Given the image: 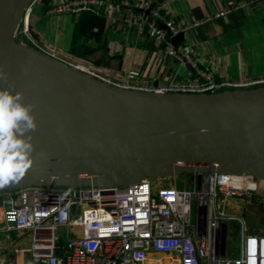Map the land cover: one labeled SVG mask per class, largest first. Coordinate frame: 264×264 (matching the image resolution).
Returning <instances> with one entry per match:
<instances>
[{
    "label": "built area",
    "instance_id": "obj_1",
    "mask_svg": "<svg viewBox=\"0 0 264 264\" xmlns=\"http://www.w3.org/2000/svg\"><path fill=\"white\" fill-rule=\"evenodd\" d=\"M39 1L31 0L24 10V34L28 32L25 23L30 8ZM163 7L148 1L124 0L115 4L112 0H69L48 13L102 11L108 20L116 14L138 37L146 36L157 43L163 58L175 60L187 72L180 83L139 81L136 71L113 76L26 37L31 45L28 48L124 90L156 95H216L264 88V76L237 81L216 79L200 66L188 40L190 30L200 23L177 27L163 13ZM256 7L264 9V0L237 6ZM177 36L182 40L174 43ZM200 175L199 186L191 181L190 190L177 189L175 175L145 177L119 186L77 185L56 190L52 184H37L2 190L0 225L4 227L0 231H17L30 238L28 248L13 249V257L0 259V264H264V232H250L244 216L233 213L230 207L231 201L240 207L258 206L264 218V196L258 193V177L222 171ZM166 177L172 183L153 186L155 180ZM231 222L239 230L233 257L227 254L226 241ZM58 231L65 235L64 246L59 244Z\"/></svg>",
    "mask_w": 264,
    "mask_h": 264
},
{
    "label": "water",
    "instance_id": "obj_2",
    "mask_svg": "<svg viewBox=\"0 0 264 264\" xmlns=\"http://www.w3.org/2000/svg\"><path fill=\"white\" fill-rule=\"evenodd\" d=\"M30 1L0 0V15L18 23ZM0 71L8 77L0 89L23 93L37 123L29 133L33 166L0 191L119 186L178 174L199 186L207 171L264 177V88L142 93L103 84L37 52L28 59L0 57Z\"/></svg>",
    "mask_w": 264,
    "mask_h": 264
},
{
    "label": "crops",
    "instance_id": "obj_3",
    "mask_svg": "<svg viewBox=\"0 0 264 264\" xmlns=\"http://www.w3.org/2000/svg\"><path fill=\"white\" fill-rule=\"evenodd\" d=\"M66 1L69 0H40L31 6L28 29L34 32L35 41L113 76L136 71L139 81L180 83L186 79L187 72L181 70L175 60L163 58L157 43L146 36L138 37L116 14L108 20L102 11L92 13L103 21L100 34L94 37L98 32L96 27L80 33L82 12L48 13L55 5ZM112 1L119 4L124 0ZM127 1L163 5V13H167L177 27L200 23L190 30L188 40L200 66L211 71L216 79L237 81L264 76V9L237 8L258 0ZM222 11L226 13L218 16ZM258 193L264 196V177L258 178ZM230 207L235 213L241 212L235 202L230 203ZM246 208L252 216L263 215L258 206Z\"/></svg>",
    "mask_w": 264,
    "mask_h": 264
},
{
    "label": "clouds",
    "instance_id": "obj_4",
    "mask_svg": "<svg viewBox=\"0 0 264 264\" xmlns=\"http://www.w3.org/2000/svg\"><path fill=\"white\" fill-rule=\"evenodd\" d=\"M7 82V73L0 71ZM21 92L0 89V188L19 183L33 166L34 145L29 133L37 128L34 106L24 103Z\"/></svg>",
    "mask_w": 264,
    "mask_h": 264
},
{
    "label": "rangeland",
    "instance_id": "obj_5",
    "mask_svg": "<svg viewBox=\"0 0 264 264\" xmlns=\"http://www.w3.org/2000/svg\"><path fill=\"white\" fill-rule=\"evenodd\" d=\"M23 16H24V14H23ZM23 22H24V19L22 17L21 20L18 22V27L14 33L15 36H13V41L15 39H19V40H21V42L17 43V44H21L25 48L29 49L26 46V43H28L27 42L28 40L26 37L33 39L34 32L28 29V32L26 34H24ZM25 35H27V36H25ZM33 40H35V39H33ZM181 70H183V68H181ZM256 88H258V87H256ZM169 183H172V179L170 177H166V178H161L159 180H155L153 182V186L154 187L167 186ZM175 187L179 190H184V189L190 190L192 188L190 175H188V174L176 175ZM53 188L56 190H65V189H68L69 187L68 186L53 185ZM233 203L234 202L231 201L232 205H233ZM246 209H247L246 206L243 205L241 207V212L239 213V215L244 216V221H245V224L248 227L249 231L252 233L264 232L263 215L260 217L252 216L247 212ZM233 213H235V212H233ZM192 218H193V214H192ZM3 227H4V225H0V230ZM227 232H228L227 239H226V241H227V254L229 257H233L236 255V246L238 245V238H239V230H238V226L236 225V223H234V222L229 223ZM56 235L59 238L60 246H64L65 242H66V238H65L64 233L62 231H58L56 233ZM29 238H30L29 235H26L24 233H19L17 231H11V232H6V233L0 231V258L7 259V258L13 257V249H15V248H28L29 247ZM15 242H16V244L13 245V243H15Z\"/></svg>",
    "mask_w": 264,
    "mask_h": 264
},
{
    "label": "bare ground",
    "instance_id": "obj_6",
    "mask_svg": "<svg viewBox=\"0 0 264 264\" xmlns=\"http://www.w3.org/2000/svg\"><path fill=\"white\" fill-rule=\"evenodd\" d=\"M28 27V19L25 23ZM18 23L0 15V57L32 58L35 52L13 41Z\"/></svg>",
    "mask_w": 264,
    "mask_h": 264
},
{
    "label": "trees",
    "instance_id": "obj_7",
    "mask_svg": "<svg viewBox=\"0 0 264 264\" xmlns=\"http://www.w3.org/2000/svg\"><path fill=\"white\" fill-rule=\"evenodd\" d=\"M81 25H83V28H81L80 33H86L88 30L92 29V28H97L98 32L97 35L93 34L94 37H97L102 29L103 26V21L102 19H100L99 17H97L96 15L89 13V12H82L81 13ZM14 42L16 43H20L21 40L19 39H15ZM28 42V41H27ZM27 47H30V43H26Z\"/></svg>",
    "mask_w": 264,
    "mask_h": 264
}]
</instances>
